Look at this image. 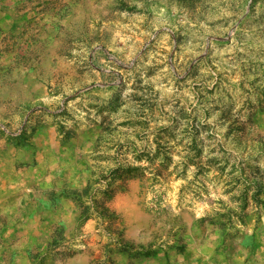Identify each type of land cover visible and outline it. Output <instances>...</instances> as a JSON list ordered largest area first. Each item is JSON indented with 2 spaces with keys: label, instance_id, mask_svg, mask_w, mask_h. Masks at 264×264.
Instances as JSON below:
<instances>
[{
  "label": "rangeland",
  "instance_id": "374dc122",
  "mask_svg": "<svg viewBox=\"0 0 264 264\" xmlns=\"http://www.w3.org/2000/svg\"><path fill=\"white\" fill-rule=\"evenodd\" d=\"M0 264H264V0H0Z\"/></svg>",
  "mask_w": 264,
  "mask_h": 264
}]
</instances>
